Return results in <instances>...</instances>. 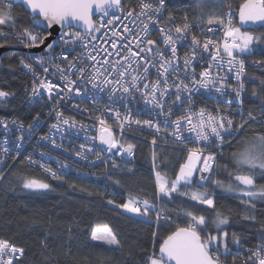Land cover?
<instances>
[{
    "label": "snow or ice",
    "instance_id": "obj_1",
    "mask_svg": "<svg viewBox=\"0 0 264 264\" xmlns=\"http://www.w3.org/2000/svg\"><path fill=\"white\" fill-rule=\"evenodd\" d=\"M13 3L23 5L30 15L28 26H21L14 18ZM197 18L205 22L203 4L193 9L191 17L185 14L177 22L166 8V0H0V25L5 26L0 27V49L13 44L42 49L41 54L29 52L19 58V64L32 77L30 90L25 89L29 102L45 101L49 115L55 116L49 132L39 136L38 147L44 148L42 142H50L53 148L67 152L68 148L56 142L52 130L83 131L90 143L80 144L75 156L91 164L101 161L105 178L120 185L108 172L109 160L111 169L118 170L120 164L115 157L130 160L136 155L138 146L129 142L127 134L149 130L153 199L130 193L126 201L116 203L113 193L105 196L68 181L69 188L89 197L100 196L108 205L144 222L154 220L157 227L162 226L161 221L176 224L159 243L158 253L153 250L144 257V264H228L229 257L230 264H264V219L256 214L258 204L264 208V183L257 180V176L264 179V131L242 139L249 129H264V95L253 88L252 96L261 99L259 111L245 108V59L253 54V45L264 43V35L256 36L234 26L232 14L223 8L206 20L209 26H219L206 29L212 36L197 34L191 22ZM239 19L241 26L264 24V0H246L240 6ZM54 25L59 31H52ZM219 32L222 36L217 38ZM154 33H158V39L153 38ZM200 33L205 29L201 27ZM252 63L264 67V59ZM260 86L264 91V78H260ZM15 95L14 91L0 89V107H7ZM104 97L108 103L102 105ZM88 101L95 106L92 111L81 108ZM140 101L143 108L139 107ZM132 102L148 118L133 116ZM212 102L213 109L209 110L207 105ZM65 103L88 113L95 124L86 125L66 116L60 110ZM41 123L39 112L26 126L17 118H0L4 143L11 142V151L19 156ZM91 128H95V134L88 135ZM14 130L20 135L12 142L10 134ZM161 145L175 146L168 151L182 148L186 152L183 162H176L178 167L171 178L166 169L172 162ZM225 147L234 149L231 168L221 164ZM3 151L7 154L10 149L5 147ZM46 155L40 152L41 157ZM25 161L53 180L67 181L66 163L53 169L32 154L24 157ZM221 169L227 181L217 178ZM4 178L0 171V180ZM19 183L31 192L52 189L50 183L35 176L23 175ZM209 185L214 187L210 189ZM217 188L238 200V210L225 208L217 196L210 194ZM177 202L178 208L171 207ZM196 206L200 207L198 212L192 210ZM234 211L243 227L230 231ZM47 223L51 229L55 222L48 217ZM257 225L255 245L249 242L246 246L245 240L253 234L245 233L243 228ZM66 231L68 238L63 243L53 238L51 230L39 237L40 249L52 264H60L59 256H74L72 226ZM157 236L152 232L154 240ZM90 240L109 248L121 246L107 226L92 229ZM25 253L24 246L0 238V264H16Z\"/></svg>",
    "mask_w": 264,
    "mask_h": 264
},
{
    "label": "trees",
    "instance_id": "obj_2",
    "mask_svg": "<svg viewBox=\"0 0 264 264\" xmlns=\"http://www.w3.org/2000/svg\"><path fill=\"white\" fill-rule=\"evenodd\" d=\"M246 0H234L238 10ZM204 5V20L209 16L217 15L219 11L229 4V0H169L168 8L177 17L180 22L182 17L187 14L190 17L193 9L199 5ZM13 16L21 23V26H28L30 15L24 11L21 5H12ZM198 19V18H197ZM196 20V19H195ZM235 23L238 24L236 18ZM0 27H5L0 25ZM256 36L264 35V27L252 30ZM11 50L6 52L2 58V66L0 68V89L14 91L15 98L9 100L7 107H0V115L16 116L22 121L31 120L35 108L25 103L24 87L30 81V76L19 64V58L23 55L17 49L21 48L19 44H13ZM254 52L248 58L264 59V43L253 45ZM11 66V67H10ZM257 77L253 80L251 77ZM260 78H264V67L258 70H250L248 74V91H247V109L259 110L261 99L252 96V90L255 88L258 93L264 95L260 86ZM37 109V108H36ZM264 131L259 127L249 129L242 138L251 139L256 133ZM151 136L148 132H136L130 142L137 144V154L135 161L132 163V171L127 168L121 170H112L108 168V172L113 174V179L119 180L120 185H115L112 181L105 178L104 166H100L92 171L80 167V172L89 171L88 177L77 176L71 172L66 176L67 181H57L45 175L42 171L35 167H29L23 159H19L11 168L5 179L0 184V238L9 239L13 243L24 246L26 253L22 261L16 264H52L49 258L42 253L39 246V237L46 231L53 232V238L63 243L67 240L66 229L72 226V252L74 256L57 257L60 264H100L103 260L104 264H144V257L155 250L158 253L159 243L176 227L175 223H165L161 221V227H157L155 221L144 222L140 217L123 213L121 209H116L114 205H108L105 199L100 196L89 197L86 193L69 188L68 181L83 184L84 186L103 192L105 196L109 193L114 194L116 203H122L127 200L129 194L137 195L140 198L153 199V186L151 180L150 163V145ZM165 149L164 154L168 156L172 162V166L166 169L169 177L178 167L177 161L183 162L186 152L181 148L177 151H168L174 146L161 145ZM231 151L227 147L223 150V159L221 164H228L231 168L233 163L231 160ZM95 174V175H93ZM23 175L35 176L52 185V189L42 192H31L22 188L19 178ZM99 176L100 179L96 177ZM219 179L228 180V177L221 169ZM260 183H264V179L257 176ZM210 189L214 186L209 185ZM214 194L219 198V203L225 208L238 210L239 202L234 199L232 194L215 189ZM171 207H179V202ZM185 207H188L185 205ZM194 212L200 210L199 206L192 209ZM210 211V210H209ZM256 214L258 219H264V208L258 204ZM51 217L55 222L50 229L47 218ZM175 219V216H174ZM36 221V223H33ZM107 226L113 230L120 240L119 248H109L106 245H98L97 242L90 240L91 230L96 227ZM243 227V222L239 221L236 211L232 215L231 230H238ZM256 227H245V233H252L245 240L246 246L251 242L255 245L257 240ZM157 232L158 236L155 240L152 232ZM97 244L96 247H93ZM155 244V249L153 245ZM55 255V254H53ZM231 258L229 257L228 264Z\"/></svg>",
    "mask_w": 264,
    "mask_h": 264
},
{
    "label": "built area",
    "instance_id": "obj_3",
    "mask_svg": "<svg viewBox=\"0 0 264 264\" xmlns=\"http://www.w3.org/2000/svg\"><path fill=\"white\" fill-rule=\"evenodd\" d=\"M168 1L169 0H166V8H168ZM168 10H169V8H168ZM224 11L230 12L232 14V23L234 25L235 20L238 16V11H239L238 8L236 7L235 3H234V0H229V4H227V6H225ZM97 19H98V17H97ZM191 22L193 23V26L195 27L197 34H200V35L206 34L208 36H212L214 34L213 33H206V29L208 27H213V28L219 27L218 25L209 26V25H207L206 21L204 23H201V21L199 19L192 20ZM201 27L205 29V33H200ZM221 36H222V32H219L217 35V38H219ZM153 38L158 39L159 38L158 33H154ZM21 48L24 49V52H22L23 54H26L29 52L34 53V54H38V53L34 52L33 49H31V50L25 49L23 47V45H21ZM57 51H59V49H57ZM253 60H256V59L248 58V57L245 59L246 70H247L248 74H249L250 70H258V69L263 68L260 66H254L252 63ZM24 70L27 73V70L26 69H24ZM27 74L30 76V81L24 87L25 103L28 106L35 108L36 111H34L33 116L37 112H39L41 114L42 123H41V126L39 127V129L37 130V134L25 142L24 148L20 150L21 154L19 156L16 155L15 151H11V149H12V143L11 142L8 143L7 145L4 143L5 136L3 134L2 128H0V171L4 172V176L5 177L7 176V174L11 170V168L15 165V163L19 159L22 158L24 160V157H26L28 154H32L34 159L40 161L41 163L47 164L48 166L52 167L53 169H59L61 162L68 164L69 167L66 170H64V175H67V174L73 172L77 176L88 177L89 171L86 173H82V172H80L81 169H77V170H75V169L83 167V168H86V169L92 171L96 168H99L100 166H104L101 161H96L95 164H91L88 161L79 160L75 156L74 153L76 150L79 149L80 144H89L90 143V141L85 140L86 133L83 131L77 133L76 129H69V130L57 133V132H55V130H52L53 134H54V138L56 139V142L58 144L62 143L65 148H68L69 151H67V152H65L63 149L53 148L51 146L50 142H42L46 145L44 148H40L37 146V140L39 139V136L47 134L49 132L51 124L55 123V116H54V113L52 115H49V106L45 103V101L31 102V103L29 102V95L25 91V89L27 88L30 90L32 77H31L30 73H27ZM247 80H248V78H247ZM246 89L248 91V82H246ZM13 98H15V96L12 97L11 99H13ZM79 99L80 98H76L77 101H79ZM107 103H108V100L106 97H104L103 100L101 101V104L103 105V104H107ZM247 104H248V101H247V93H246V95H245V108L246 109H247ZM199 106H202V105L197 104V107H199ZM213 106H214V102L209 103L207 105L209 110H212ZM94 107L95 106L90 101L81 105V108H88L89 111H92L94 109ZM139 107L140 108L144 107L142 101L139 102ZM60 110L63 111L66 116L73 117L78 121H82L86 125L91 126V125L95 124L94 121L88 119V113H86V112L81 113L80 111L74 109L72 107L71 103L63 104L62 107H60ZM130 110L132 111L133 116H136L138 118H148L146 113H139L137 111L136 102H132V104L130 106ZM122 111H123V109H122ZM257 111H259V110H257ZM0 118H8V119L17 118V119H19L16 116H7V115H0ZM173 118H175V117H173ZM19 120H21V119H19ZM31 120H32V118H31ZM31 120L28 122L23 121L25 123V126L28 123H30ZM109 123L113 124V126H114L113 120L110 119ZM114 131L118 132L119 130L114 127ZM144 132L149 133V130L145 129ZM91 134H95V128L90 129V132L88 133V135H91ZM19 135H20V132L14 130V132L12 134H10V140L12 142H14L16 136H19ZM133 136H135V133H128L127 134V137L129 138V142L131 141ZM168 146H173V145H168ZM5 147H8L10 149V151L7 154H5L3 151V149ZM189 147H191V145H189ZM42 151L48 153V155L41 157L40 152H42ZM136 154H137V152H136ZM135 158H136V155L133 158H131L130 160L129 159H122L120 157H115L117 162L120 164V168L118 170L125 169V168H127V169L131 168L132 163L135 161ZM90 160H95V157L90 156ZM110 163H111V161L109 160V168L111 169ZM33 167L38 168L40 171L43 172V170L40 169L39 167H37V166H33ZM112 170H114V169H112ZM44 174L47 175L46 173H44ZM85 174H87V175H85ZM48 177H50V176H48ZM3 180H0V184Z\"/></svg>",
    "mask_w": 264,
    "mask_h": 264
},
{
    "label": "water",
    "instance_id": "obj_4",
    "mask_svg": "<svg viewBox=\"0 0 264 264\" xmlns=\"http://www.w3.org/2000/svg\"><path fill=\"white\" fill-rule=\"evenodd\" d=\"M15 5H21L19 3H13ZM23 7V5H21ZM240 10V9H239ZM238 24L240 27H242V30L243 29H247L249 31H252L254 29H257V28H261V27H264V24H260V23H257V24H252V23H248L246 25H243L241 26V22H240V19H239V12H238ZM53 32H57L59 31V26L58 25H54L53 26V29H52ZM11 50H15L11 47H6L4 49H0V68L2 66V58H3V55L8 52V51H11ZM19 52H24V49L23 48H19L17 49ZM34 52L38 53V54H41L42 53V49H33Z\"/></svg>",
    "mask_w": 264,
    "mask_h": 264
},
{
    "label": "rangeland",
    "instance_id": "obj_5",
    "mask_svg": "<svg viewBox=\"0 0 264 264\" xmlns=\"http://www.w3.org/2000/svg\"><path fill=\"white\" fill-rule=\"evenodd\" d=\"M234 26H236V27H240L239 24H236V23L234 24ZM252 32H253V31H252ZM253 33H254V32H253ZM254 35H255V33H254ZM127 214H131V213H127ZM131 215H133V214H131ZM96 228H97V227H96ZM101 228H102V227H101Z\"/></svg>",
    "mask_w": 264,
    "mask_h": 264
}]
</instances>
